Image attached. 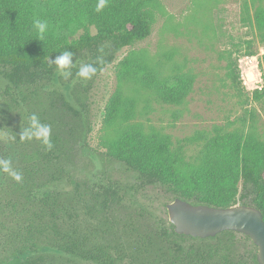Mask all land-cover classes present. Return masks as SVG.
Returning a JSON list of instances; mask_svg holds the SVG:
<instances>
[{"label": "trees", "instance_id": "obj_1", "mask_svg": "<svg viewBox=\"0 0 264 264\" xmlns=\"http://www.w3.org/2000/svg\"><path fill=\"white\" fill-rule=\"evenodd\" d=\"M98 2L0 0V160L9 154L12 169L23 177L17 182L6 172L0 176V264H66L76 259L93 264H259L249 236L232 230L192 237L177 234L162 217L154 226L144 225L141 235L134 230V238L125 241L114 230L111 217L130 198L158 187L169 198L193 204L251 205L264 219V136L215 127L173 146L170 135L153 126L127 128L123 122L142 98L183 104L196 78L176 65L168 70L141 48L129 50L117 64L116 87L104 117L114 134L105 152L92 150L91 86L122 48L151 34L160 4L107 0L97 12ZM36 19L49 22L42 41L32 27ZM254 19L264 36L263 6L255 10ZM64 50L74 53L67 78L54 64L49 66V59ZM83 63L97 67L91 79L77 75ZM231 79L244 92L236 62ZM262 79L261 89L252 91L254 99L264 94V74ZM33 113L52 126L50 151L39 141L19 139ZM13 135L15 141L9 139ZM188 143L199 145L189 158L184 150ZM81 161L93 167L82 178L77 171ZM105 162L118 163L132 180L124 183L104 169L94 170ZM79 214L95 227L87 223L79 232ZM137 214L148 216L142 210ZM241 240L249 249L243 258L236 254Z\"/></svg>", "mask_w": 264, "mask_h": 264}, {"label": "rangeland", "instance_id": "obj_2", "mask_svg": "<svg viewBox=\"0 0 264 264\" xmlns=\"http://www.w3.org/2000/svg\"><path fill=\"white\" fill-rule=\"evenodd\" d=\"M264 0H160L151 34L132 46L122 48L116 59L95 78L88 96L92 130L88 136L90 147L99 152L108 148L111 128L104 125L106 104L116 87L118 62L131 49H145L165 68L179 66L195 74V82L186 101L180 105L165 104L153 96L140 98L127 128L154 127L169 134L173 146L197 131L211 132L215 127L225 130L243 128L264 136V94L254 99L252 91L263 86L264 36L257 29L254 14ZM92 32L95 29L91 28ZM253 50L254 55L247 52ZM236 62L245 89L239 93L232 82V63ZM249 70L259 81L256 87L245 83ZM1 86V85H0ZM1 90V89H0ZM128 93L131 92L128 90ZM1 105V103H0ZM199 145L185 144L186 157L196 154ZM7 159L10 155L7 154ZM105 170L112 178L129 183L132 178L116 162H105L94 170ZM93 167L79 162V177ZM3 171L0 170V176ZM162 189L148 188L130 198L121 211L111 217L114 230L122 240L141 235L144 225L154 226L162 217L168 220L166 204L172 201ZM141 210L148 214L141 218ZM87 223L79 214L77 228L85 231ZM240 234V233H239ZM195 242H198L195 241ZM236 254L243 258L248 247L237 242ZM66 264H93L81 259Z\"/></svg>", "mask_w": 264, "mask_h": 264}, {"label": "water", "instance_id": "obj_3", "mask_svg": "<svg viewBox=\"0 0 264 264\" xmlns=\"http://www.w3.org/2000/svg\"><path fill=\"white\" fill-rule=\"evenodd\" d=\"M166 209L177 234L206 238L232 230L249 236L257 248L258 263L264 264V219L258 208L242 203L215 207L176 197L166 204Z\"/></svg>", "mask_w": 264, "mask_h": 264}, {"label": "clouds", "instance_id": "obj_4", "mask_svg": "<svg viewBox=\"0 0 264 264\" xmlns=\"http://www.w3.org/2000/svg\"><path fill=\"white\" fill-rule=\"evenodd\" d=\"M106 4L107 0H99V2L96 4L95 10L100 12L104 9ZM32 27L37 38L42 41L45 37V33L48 30L49 22L47 20L36 19L33 21ZM73 55V52L64 50L60 53V55L56 56L54 60L49 59V66L54 64L60 71V74L67 78L69 75H71L70 69L73 66ZM97 71V67H95L92 63H83L79 66L77 75L82 79H91L92 76L97 73ZM245 83L249 84L251 87H256L259 81L256 77L251 75L249 70V74L245 80ZM51 132V124L41 122L40 118L35 113H33L28 117L27 126L23 127L18 135L21 142L25 140H36L50 151L54 147L51 139ZM9 139L15 141L16 136L13 135L9 137ZM0 170L8 173L17 182H20L23 178L22 173L12 169L10 160H0Z\"/></svg>", "mask_w": 264, "mask_h": 264}]
</instances>
